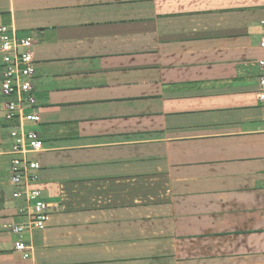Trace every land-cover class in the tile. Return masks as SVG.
Listing matches in <instances>:
<instances>
[{
	"label": "crops",
	"instance_id": "obj_1",
	"mask_svg": "<svg viewBox=\"0 0 264 264\" xmlns=\"http://www.w3.org/2000/svg\"><path fill=\"white\" fill-rule=\"evenodd\" d=\"M263 23L264 0H0L34 41L50 206L12 232L0 61V264H264Z\"/></svg>",
	"mask_w": 264,
	"mask_h": 264
},
{
	"label": "built area",
	"instance_id": "obj_2",
	"mask_svg": "<svg viewBox=\"0 0 264 264\" xmlns=\"http://www.w3.org/2000/svg\"><path fill=\"white\" fill-rule=\"evenodd\" d=\"M264 33V23L262 27ZM261 47L264 48V37ZM0 61L3 68L1 92L6 98L4 104L5 121L11 125L10 137L13 141L10 155V183L15 187L14 199L23 204L18 213L25 218L21 225L12 227L16 235L34 234L47 228L50 221V206L43 198V192L36 188L41 165L30 158L44 150L39 133L31 128L41 123V116L35 109L36 60L34 41L31 37L20 36L11 27L0 29ZM264 68V61L260 62ZM259 100L264 102V77L260 80ZM32 246L22 239L15 243V250L30 257Z\"/></svg>",
	"mask_w": 264,
	"mask_h": 264
},
{
	"label": "rangeland",
	"instance_id": "obj_3",
	"mask_svg": "<svg viewBox=\"0 0 264 264\" xmlns=\"http://www.w3.org/2000/svg\"><path fill=\"white\" fill-rule=\"evenodd\" d=\"M33 160H35V159H33ZM37 161V160H36Z\"/></svg>",
	"mask_w": 264,
	"mask_h": 264
}]
</instances>
